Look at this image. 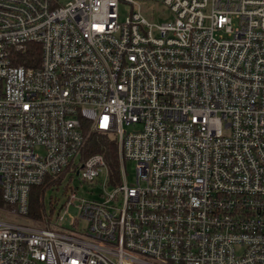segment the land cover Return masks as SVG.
Returning a JSON list of instances; mask_svg holds the SVG:
<instances>
[{
  "label": "built area",
  "instance_id": "2783aa9c",
  "mask_svg": "<svg viewBox=\"0 0 264 264\" xmlns=\"http://www.w3.org/2000/svg\"><path fill=\"white\" fill-rule=\"evenodd\" d=\"M72 173L96 198L0 220V264H264V0H0V212Z\"/></svg>",
  "mask_w": 264,
  "mask_h": 264
},
{
  "label": "trees",
  "instance_id": "16d2710c",
  "mask_svg": "<svg viewBox=\"0 0 264 264\" xmlns=\"http://www.w3.org/2000/svg\"><path fill=\"white\" fill-rule=\"evenodd\" d=\"M26 52L22 53L17 58V63H25L26 65H31L30 61H36L39 56V49L35 45L29 46ZM33 58V59H32ZM86 138L81 149V158L86 157L91 154L101 153L106 165H108V170L110 174L116 175L118 172V154L116 150V144L113 140H110L105 135L98 133H86L84 132ZM60 177H57L55 180H46L38 186L31 188L29 193V202H28V218L34 220H40L43 215H51L54 209V205L50 204L49 213L45 211L44 207V192L46 190H53L54 187L59 185ZM51 202V197L49 203ZM0 207L7 208L0 199Z\"/></svg>",
  "mask_w": 264,
  "mask_h": 264
},
{
  "label": "rangeland",
  "instance_id": "374dc122",
  "mask_svg": "<svg viewBox=\"0 0 264 264\" xmlns=\"http://www.w3.org/2000/svg\"><path fill=\"white\" fill-rule=\"evenodd\" d=\"M67 1L69 0H56V3L58 4H65ZM144 8L148 9V10H154L157 11L158 13L162 14L165 19H167L169 17V14L167 12V10L161 6L160 4H157L155 2L152 3H148L146 5L143 6ZM128 13V7L125 5H122L119 9V15H120V20L124 19V17L127 16ZM144 17H146L147 19H150V15L147 13H142ZM163 18H157L155 17L154 19H152L153 21H162ZM125 174H126V179L129 182H133L134 179V168L135 165L133 164L132 161L127 160L125 163ZM69 176L64 178L61 183L57 186L54 187L53 190L49 189L46 190L44 192V207H45V211L47 213H49V209H50V203H49V199L50 197L54 200L57 199L56 203L54 204V209H53V213L51 214V219H55L56 214L58 213V207L60 204L65 203L66 199H67V195L68 193L64 192L65 186H69L72 188H75V193L77 196H81V197H95L96 198V194L99 192L100 187H94V186H90L87 183H82V181L78 180V176L75 173L70 174V179L68 180ZM92 190L93 191V196H89L86 192ZM4 208V207H2ZM7 211L4 212H0V220L5 221V222H12V223H18V224H32L35 226H43L44 224V219L43 217L40 218V220H34L31 219L30 221L26 220V219H22L19 218L17 216H13V215H6ZM76 211L74 209V207L72 205H69L68 209H67V214L64 215L65 220L62 222V226L66 229H71L72 226L68 225L69 222V215L70 216H76ZM82 223L79 222V226H81Z\"/></svg>",
  "mask_w": 264,
  "mask_h": 264
}]
</instances>
